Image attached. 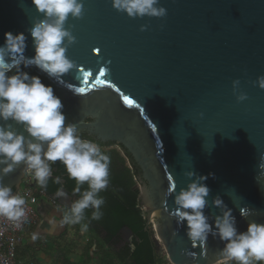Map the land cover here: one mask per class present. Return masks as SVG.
<instances>
[{
	"label": "water",
	"instance_id": "95a60500",
	"mask_svg": "<svg viewBox=\"0 0 264 264\" xmlns=\"http://www.w3.org/2000/svg\"><path fill=\"white\" fill-rule=\"evenodd\" d=\"M83 2L82 17L69 16L65 24L76 38L66 55L79 72L60 84L35 66L23 70L53 87L66 124L133 155L155 199L147 225L158 218L154 242L169 264H217L222 242L209 235L193 248L165 193L186 187L184 173L194 170L208 176L210 223L220 214L211 204L217 195L233 210L239 231L249 221L264 223V89L254 83L264 75V0H160L162 18H129L111 0ZM40 15L32 0H0V45L5 32H23L25 56H33L27 29ZM241 92L247 99L238 102ZM27 173L21 163L3 182L16 194ZM44 195L66 210L73 198ZM241 208L251 214L242 217ZM119 234L132 231L124 227Z\"/></svg>",
	"mask_w": 264,
	"mask_h": 264
},
{
	"label": "clouds",
	"instance_id": "9594fccd",
	"mask_svg": "<svg viewBox=\"0 0 264 264\" xmlns=\"http://www.w3.org/2000/svg\"><path fill=\"white\" fill-rule=\"evenodd\" d=\"M112 7L126 13L129 18L157 17L166 15L160 0H111ZM37 13L27 32L32 38L35 54L25 56L28 37L23 33L5 32L0 45V217L13 222L19 228L26 217V200L3 182L5 176L23 163L25 171L31 173L38 186L47 188L52 179V164L60 161L69 178L75 180L73 194L78 198L67 205L61 219H48L49 231L66 224L80 225L81 232L88 230L86 210H91L90 220H100L105 204L103 196L110 183L111 158L102 151L99 143L81 137L77 124L65 123L61 99L54 94L53 87L45 85L39 76L30 75L23 69L35 66L50 79L64 84L63 77L79 66L66 55L70 45L76 42L71 26L65 27L71 16L79 19L83 15V0H32ZM145 25L141 26L144 31ZM9 73H12L9 75ZM101 74H104L103 71ZM87 78L89 72L83 73ZM264 89V75L254 82ZM240 81H233L236 94ZM71 87V86H69ZM83 88L75 92L83 93ZM237 101L247 99L241 92ZM19 125L18 131L13 125ZM264 167V164L260 165ZM189 178L186 187L176 191L173 185L166 197H173V217L177 224L186 227V236L193 248L205 245L209 235L219 239L223 247L217 253V264H255L264 262V223L249 221L245 231H239L233 210L224 204L219 195L211 204L220 209V214L210 223L205 214L209 207L207 199L210 188L205 181L208 176L194 170L184 173ZM212 175V174H209ZM53 182L61 185V177ZM87 187H84V185ZM58 198L68 197L63 185L56 190ZM242 217L251 213L241 208ZM90 222V221H89ZM37 234L32 235L35 240ZM190 255H195L190 253Z\"/></svg>",
	"mask_w": 264,
	"mask_h": 264
},
{
	"label": "trees",
	"instance_id": "16d2710c",
	"mask_svg": "<svg viewBox=\"0 0 264 264\" xmlns=\"http://www.w3.org/2000/svg\"><path fill=\"white\" fill-rule=\"evenodd\" d=\"M97 143L100 144V142ZM102 151L111 158L109 180L115 179L122 182L126 190L130 192L135 182L122 153L118 149L110 151L102 149ZM51 166L53 170L57 169V176L64 177L62 174L66 170L60 161L53 163ZM65 179L67 181V188L73 191L76 186L75 180L73 181L69 177ZM35 187L41 193V190L38 188L39 186L35 185ZM59 187L52 180L48 182L46 189L48 193L53 194ZM100 195L105 200V204L101 208L103 215L100 220H90L91 210H86L88 217L85 221L88 223L86 233L88 232L89 234V240L85 247H78V251L80 252L79 260L72 262L70 259L65 258L63 263L56 262V264H90L94 257H97L98 264H169L165 254L159 253L155 248L149 232H145L146 222L143 216L134 215L130 211L131 209H128L132 204H126L124 201L123 203H119L116 197L107 195L106 193H100ZM124 227L129 228L134 236L140 240V245H137V251L132 256L127 254L122 257L111 246L112 239L118 237L121 229ZM70 229L75 230L79 235L78 238L81 239L80 225H70ZM231 264H235V262H231ZM255 264H264V262H255Z\"/></svg>",
	"mask_w": 264,
	"mask_h": 264
},
{
	"label": "flooded vegetation",
	"instance_id": "af4514ba",
	"mask_svg": "<svg viewBox=\"0 0 264 264\" xmlns=\"http://www.w3.org/2000/svg\"><path fill=\"white\" fill-rule=\"evenodd\" d=\"M91 121L92 120L90 118L86 119V122H91ZM80 134L82 138L91 139V140H94L95 142H100L96 139L95 136L89 135L85 131L81 132ZM100 146L103 150H106V151L118 149L122 153V155L125 158L127 166L130 168L133 174V178L135 182V185H133L130 189V192H128L122 182L115 180V179H112V180L110 179L108 188L105 191H102L101 193H104V194L106 193L107 195H112L116 197L119 203H123V201L126 202V204L131 203L132 206L128 209L129 210L131 209L130 211L134 215L143 216L146 222L145 232H149L157 251L159 253L165 254L163 247L161 248L157 247V245L154 242V238L156 236L155 226L157 224L158 225L160 224L158 218L155 216H152V218L150 219L151 220L150 224L147 225L148 218L153 213V210H154L153 204H154L155 199L154 197H151V187L148 181L144 178V172L142 168L140 167L139 163L135 160L133 155L122 144L118 142H112V141H109L106 143L100 142ZM56 173H57V169L53 170V176H52V179L49 180V182L54 180V178L57 176ZM27 174L30 175V173H27ZM62 176L64 177L61 178V185H63L64 190L67 193H70L71 195H73L72 200L77 199L78 196L74 195L73 191H70L66 186L67 181L65 178L69 177L67 172L65 171V173L62 174ZM61 185L59 186L61 187ZM36 186H38L37 182H36ZM84 187H87V185L85 184ZM38 188L41 190L43 195H44V191L47 192V189L45 188H41L40 186ZM55 193L53 194L48 193V194L55 195ZM68 205H70V203ZM137 245H140V240L138 237H135L132 232V235L130 237L123 235V234H119L118 237L112 239L111 246L113 247L116 253H118L119 255L123 257L127 254L131 256L134 255L137 251Z\"/></svg>",
	"mask_w": 264,
	"mask_h": 264
},
{
	"label": "crops",
	"instance_id": "0c3cea01",
	"mask_svg": "<svg viewBox=\"0 0 264 264\" xmlns=\"http://www.w3.org/2000/svg\"><path fill=\"white\" fill-rule=\"evenodd\" d=\"M50 201L48 205L43 202L38 210L35 208L36 223L24 236L18 247L17 261L19 264H56V262L63 263L65 258L72 262L78 261L80 257L78 247H85L89 240V238L87 240L79 239L76 231L70 229V224L57 227L50 232L48 219L55 217L59 221L66 210L52 200ZM34 233L37 234L35 240L32 239ZM80 235L82 236L83 232ZM94 261H97V257H94L90 264Z\"/></svg>",
	"mask_w": 264,
	"mask_h": 264
},
{
	"label": "built area",
	"instance_id": "2783aa9c",
	"mask_svg": "<svg viewBox=\"0 0 264 264\" xmlns=\"http://www.w3.org/2000/svg\"><path fill=\"white\" fill-rule=\"evenodd\" d=\"M17 193L26 200L24 206L26 217L19 228L15 227L13 222L0 217V264H19L17 261L18 247L22 243L24 236L36 223L35 206L38 200L33 195V188L27 185L22 187L21 185Z\"/></svg>",
	"mask_w": 264,
	"mask_h": 264
},
{
	"label": "rangeland",
	"instance_id": "374dc122",
	"mask_svg": "<svg viewBox=\"0 0 264 264\" xmlns=\"http://www.w3.org/2000/svg\"><path fill=\"white\" fill-rule=\"evenodd\" d=\"M21 185L22 187L27 185L33 188V195L38 200V204L37 206H35L37 210H38V207L42 205L43 202H45L47 205L49 204V202H51L46 196H44L42 193H40V191L37 190V188L35 187L36 185L35 179L31 175L27 174ZM88 238H89L88 232L87 233L83 232L81 239L87 240ZM91 264H98V262L94 261Z\"/></svg>",
	"mask_w": 264,
	"mask_h": 264
},
{
	"label": "snow or ice",
	"instance_id": "6c2138e0",
	"mask_svg": "<svg viewBox=\"0 0 264 264\" xmlns=\"http://www.w3.org/2000/svg\"><path fill=\"white\" fill-rule=\"evenodd\" d=\"M101 75H103V74H101ZM84 91H85V89L83 88V89H82V92H84ZM126 102H127L128 104H130V105L132 104V101H131V100H127V99H126Z\"/></svg>",
	"mask_w": 264,
	"mask_h": 264
}]
</instances>
